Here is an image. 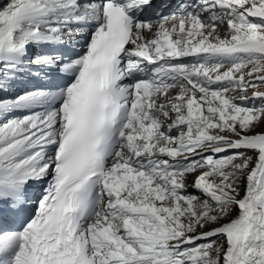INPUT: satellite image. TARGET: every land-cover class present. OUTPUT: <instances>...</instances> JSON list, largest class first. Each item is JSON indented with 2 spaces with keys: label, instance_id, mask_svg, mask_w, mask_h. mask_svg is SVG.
Returning <instances> with one entry per match:
<instances>
[{
  "label": "snow or ice",
  "instance_id": "obj_1",
  "mask_svg": "<svg viewBox=\"0 0 264 264\" xmlns=\"http://www.w3.org/2000/svg\"><path fill=\"white\" fill-rule=\"evenodd\" d=\"M0 264H264V0H0Z\"/></svg>",
  "mask_w": 264,
  "mask_h": 264
}]
</instances>
